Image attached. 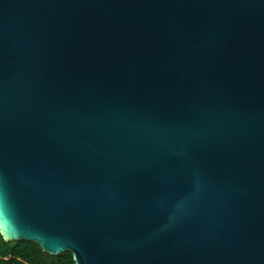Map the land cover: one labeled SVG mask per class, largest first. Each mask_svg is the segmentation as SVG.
Masks as SVG:
<instances>
[{
	"label": "water",
	"instance_id": "water-1",
	"mask_svg": "<svg viewBox=\"0 0 264 264\" xmlns=\"http://www.w3.org/2000/svg\"><path fill=\"white\" fill-rule=\"evenodd\" d=\"M0 235L264 264V0H0Z\"/></svg>",
	"mask_w": 264,
	"mask_h": 264
},
{
	"label": "trees",
	"instance_id": "trees-1",
	"mask_svg": "<svg viewBox=\"0 0 264 264\" xmlns=\"http://www.w3.org/2000/svg\"><path fill=\"white\" fill-rule=\"evenodd\" d=\"M0 264H74L69 251L51 255L32 241H5L0 235Z\"/></svg>",
	"mask_w": 264,
	"mask_h": 264
}]
</instances>
